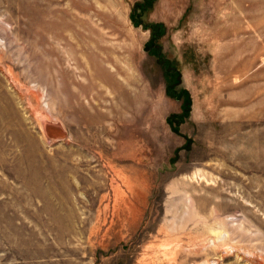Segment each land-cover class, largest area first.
Segmentation results:
<instances>
[{
  "label": "rangeland",
  "instance_id": "rangeland-1",
  "mask_svg": "<svg viewBox=\"0 0 264 264\" xmlns=\"http://www.w3.org/2000/svg\"><path fill=\"white\" fill-rule=\"evenodd\" d=\"M2 51L0 264H264V0H0Z\"/></svg>",
  "mask_w": 264,
  "mask_h": 264
},
{
  "label": "bare ground",
  "instance_id": "bare-ground-1",
  "mask_svg": "<svg viewBox=\"0 0 264 264\" xmlns=\"http://www.w3.org/2000/svg\"><path fill=\"white\" fill-rule=\"evenodd\" d=\"M21 51H22V49H21ZM24 51H25V49H24ZM6 55H7L6 51L0 52V63H2L4 61L5 57H7ZM6 69L7 70H6L5 74L12 76L13 73H12L11 69L10 68H6ZM0 70H1V68H0ZM2 71H3V68H2ZM40 124H44V125H41L44 137L46 136V134L47 135H58V136H64L65 137L63 129L58 125V123L48 122V120L42 119Z\"/></svg>",
  "mask_w": 264,
  "mask_h": 264
},
{
  "label": "water",
  "instance_id": "water-1",
  "mask_svg": "<svg viewBox=\"0 0 264 264\" xmlns=\"http://www.w3.org/2000/svg\"><path fill=\"white\" fill-rule=\"evenodd\" d=\"M45 139L47 141H56V142H60L64 139V136H58V135H47L45 136Z\"/></svg>",
  "mask_w": 264,
  "mask_h": 264
}]
</instances>
